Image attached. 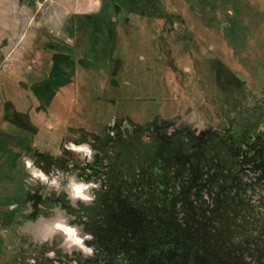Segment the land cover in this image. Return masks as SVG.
Here are the masks:
<instances>
[{
  "label": "rangeland",
  "instance_id": "374dc122",
  "mask_svg": "<svg viewBox=\"0 0 264 264\" xmlns=\"http://www.w3.org/2000/svg\"><path fill=\"white\" fill-rule=\"evenodd\" d=\"M93 1L99 8L80 9L90 0H0V126L9 129L1 120L9 102L38 129L28 154L14 159L0 151V264H61L59 255L78 259L70 264L93 263L101 255L89 242L93 227L103 226L96 222L101 199L90 205L102 191L103 149L119 147L118 138L128 143L135 134L172 125L196 135L264 109V0H142L127 21L121 14L108 29L102 25V36L111 29L117 41L104 47L101 39L95 57L83 52L82 17L104 8L109 13L112 2ZM50 44L71 46L76 61L103 65L77 62L52 99L47 90V113L37 117L38 102L24 83L50 72ZM68 145L86 147L91 158ZM129 151L126 167L135 165L136 151ZM41 153L56 160L46 164ZM148 155L139 156V168ZM81 183L96 185L87 190L88 202L71 196V186ZM58 223L74 228L91 254L57 231Z\"/></svg>",
  "mask_w": 264,
  "mask_h": 264
},
{
  "label": "flooded vegetation",
  "instance_id": "af4514ba",
  "mask_svg": "<svg viewBox=\"0 0 264 264\" xmlns=\"http://www.w3.org/2000/svg\"><path fill=\"white\" fill-rule=\"evenodd\" d=\"M263 125L259 108L196 135L151 128L118 138L115 155L103 149L102 191L90 205L101 199L103 226L89 241L102 253L93 263L264 264Z\"/></svg>",
  "mask_w": 264,
  "mask_h": 264
},
{
  "label": "trees",
  "instance_id": "16d2710c",
  "mask_svg": "<svg viewBox=\"0 0 264 264\" xmlns=\"http://www.w3.org/2000/svg\"><path fill=\"white\" fill-rule=\"evenodd\" d=\"M110 1L112 2L110 5V8H112V10H110L109 13L104 8L105 11H103L102 9L103 12L99 14L82 17V22H81L82 26L88 29V36H87L88 38L83 50L86 56L92 53L93 54L92 57H95L94 55L95 47L98 42L102 45V42L100 41L101 39L102 41H104L103 43L104 47L107 46V44L110 42L117 41V36L115 35L114 30L110 29V32L106 36H102L101 34L102 32L100 31L102 25H104L108 29L110 22L113 25L114 22L119 19L121 14L125 16L124 19L125 21H127L130 13H132V11L135 10L136 7H141L142 6L141 2H143L142 0H110ZM111 16L116 17L114 21H112ZM59 45L60 44H50L46 46V49L51 52L50 72L42 80L39 79L37 82L24 83V88L29 87L31 94L38 102V106L35 109L36 112L38 113L36 114L37 117L45 115L47 113L49 101H46L45 103L42 102L43 97H45L47 93V90L50 92V94L46 98L52 99L55 93L60 89V87L64 86L71 80L72 78L71 74L75 64L84 59L83 57V59L81 58L78 61H76L71 46L69 45L59 46ZM109 51L110 54H112V50ZM86 60L87 59L85 58L83 61V64L86 67L93 65L94 68H98L97 65L101 67L103 65L98 60L91 63L90 61L88 60L86 61ZM62 67L64 70L70 67L71 73L67 77H64L66 73L64 72V70H62ZM7 84H9V81ZM10 85L13 87H17L16 82ZM19 87L21 88L20 84ZM3 110H4V115L1 117V120L2 122L5 123L6 126H8L9 129H3L2 126H0V151H2L5 154H10L12 157H14V159L21 157L23 154L24 155L28 154L31 150L32 141L35 135H37L38 129L34 126L35 125L34 123L32 124L30 123L27 116L22 115L16 110L14 111L13 107L11 106V103L9 102L6 103ZM9 114H12V117H10ZM13 148H16L18 152H14ZM41 154H42L41 156L44 157L46 164L50 163L51 160H56V158L51 157L50 155L48 156L47 153H41ZM99 218H101L100 213H99ZM57 259L58 262H60L61 264H70V261L78 260L77 258L70 257L68 255H63V256L59 255ZM82 261L84 262H79L78 264H94L90 262H85V260ZM104 262L105 264L107 263L112 264V261H104Z\"/></svg>",
  "mask_w": 264,
  "mask_h": 264
},
{
  "label": "clouds",
  "instance_id": "9594fccd",
  "mask_svg": "<svg viewBox=\"0 0 264 264\" xmlns=\"http://www.w3.org/2000/svg\"><path fill=\"white\" fill-rule=\"evenodd\" d=\"M67 147H69L72 151H77V152H84L85 154H87L89 156V158H91V153L89 152V150L86 147H81V148H74L71 145H68ZM25 166L27 169H32V163L28 160H25ZM31 175L34 178H39V180L41 182H47V177H45L41 172L36 171V170H32ZM53 184H55V181H52ZM91 187H96V185H85L83 183L81 184H73L71 186V196L73 199H80L81 201L84 202H88L92 199V197H90L87 194V190ZM54 228L57 231H60L62 233H64L67 238L76 246H78L80 249L83 250V252L85 254L90 255L91 254V249L85 248L83 245V241L80 240L79 238H77V233L76 230L74 228H70L65 226L64 224L58 223L54 226ZM89 238V237H86Z\"/></svg>",
  "mask_w": 264,
  "mask_h": 264
},
{
  "label": "crops",
  "instance_id": "0c3cea01",
  "mask_svg": "<svg viewBox=\"0 0 264 264\" xmlns=\"http://www.w3.org/2000/svg\"><path fill=\"white\" fill-rule=\"evenodd\" d=\"M93 2H94L93 0H90V3H88L89 5L81 4L83 7H81L80 9H86V7L89 8V10L92 8H95V9L99 8V3L96 2L95 4ZM72 8L74 9L75 7L72 6Z\"/></svg>",
  "mask_w": 264,
  "mask_h": 264
}]
</instances>
